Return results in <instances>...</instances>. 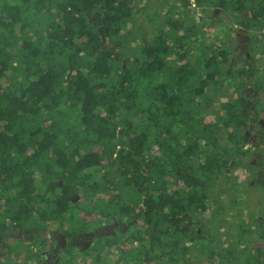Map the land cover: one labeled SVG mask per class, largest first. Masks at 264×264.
Segmentation results:
<instances>
[{"label":"trees","instance_id":"trees-1","mask_svg":"<svg viewBox=\"0 0 264 264\" xmlns=\"http://www.w3.org/2000/svg\"><path fill=\"white\" fill-rule=\"evenodd\" d=\"M263 31L264 0H0L4 257L19 229L136 219L134 263L210 264L217 202L224 223L222 197L245 185L235 170L264 163ZM247 182L264 197V180ZM251 213L246 232L263 239Z\"/></svg>","mask_w":264,"mask_h":264},{"label":"rangeland","instance_id":"rangeland-1","mask_svg":"<svg viewBox=\"0 0 264 264\" xmlns=\"http://www.w3.org/2000/svg\"><path fill=\"white\" fill-rule=\"evenodd\" d=\"M263 35H264V31H263ZM238 43L240 45L241 42H238ZM247 43L248 42L246 41L244 44L242 43L243 44L242 46L240 45L238 47L239 49L237 48L236 54L238 56L240 54L241 56L245 54L246 52L245 46L247 45ZM256 54L259 56H262V53L260 52H256ZM258 76H259V82L263 83L264 74L259 73ZM246 90H254V88L252 86H248L247 89H245V91ZM262 92H263V96L260 98V101L264 98V91ZM252 99H253V96H250V97H247L245 101L249 102ZM220 101H224L227 104H229L230 102L228 97L225 96L224 94L220 95ZM207 119H210V116H208L206 120ZM254 130H256L255 126L253 127V131L252 132L250 131V132L253 133ZM67 146L70 147L69 143H67ZM252 160H251L252 164H251L250 169L247 170L245 168H242V169L238 168L234 172L236 176H239L238 180L239 181L243 180L245 184L241 188L242 193L240 191H236L234 193V196H232L229 193L228 195H225L224 197H222V200L226 202V206H227L226 211H225L227 215V219L224 223H222L219 218L220 210L218 208L219 207L218 202L217 204L215 203L216 198L213 197V195H210L209 197V199L211 200V204L212 203L216 204V208H215L216 211L213 214H211L212 220L209 222V226H207L204 232L206 233V236H208V239H210L208 246H210L211 250L214 253L212 259L210 260L211 261L210 264H264V261H261V262L256 261L253 257L254 255L253 253L248 254V246H250L251 248L253 246L261 247L262 248L261 254L263 253L261 258L264 259V238L260 240L259 239L255 240L253 239V237H249L248 233L246 232L247 225L249 226V224H246V221L248 222L247 218L249 217L250 213L252 212L251 210L253 208L255 212L251 214L259 216V219H264V197L261 195L257 196L259 194V190H258L259 188H257L258 186L253 185L251 189L247 187V184L245 183V181H248L247 183L252 182L253 179H255V181H257V179L264 180V163L261 162V159L260 157L258 158V156H257V159L255 158ZM258 172H260V177L257 176ZM102 197H105V196H102ZM257 203H258V206H257ZM248 206L250 208H248ZM206 215H209V213L207 212ZM105 222L106 221L104 220L102 221V223H105ZM100 223L101 221L98 224L97 223L91 224V227L92 228L97 227L99 226ZM125 223H128V222L126 221ZM55 225H54V222L52 221L49 223V227L51 229L47 231L48 232L50 231L49 232L51 233L50 236L58 232L66 231V227H67L66 224L65 225L63 224V227L61 228V230L63 231H61L60 228ZM241 225L243 226V228L239 229ZM140 226H141L140 222L137 221L136 219H133L131 221V225L129 226V229L128 227L124 229L125 230V232L123 233L124 236L121 233H119L118 235H114V236L112 235L110 236V234H106L108 236H103L100 234L98 235L99 237H96L92 240L90 246L86 247L82 251H78L76 250L74 246L68 245L66 249L60 250L58 254L59 257H58L57 264H102L103 262L104 264H113L115 257L117 255V252H119L118 251L119 244L122 246L121 249L122 248L127 249V253L124 252L122 256L125 255V258L129 259L128 261L129 263L132 264L134 262H139L129 257L133 255L132 257L143 258L144 256L136 255L135 251L130 246V243L125 242L124 238L127 233L134 232L136 229L139 230ZM263 228H264V222L257 223V230L263 229ZM54 229L55 231H57L56 233L55 232L53 233ZM88 232H91V231H88ZM141 235H142L141 237H143L144 239L146 238V234H141ZM41 236L42 235L33 236L34 237L33 241L27 242L26 245L24 246L31 255V258L29 259L30 263L32 262V258H33V248L35 246L39 248L42 247L44 240L41 239ZM109 238H111L110 242L112 243H110L109 247H106L105 240ZM204 243L205 241L203 240L202 244ZM10 245H11V250L13 251H11L10 255L7 254L6 257H4V254L1 252V256H0L2 260L1 264H13V263L15 264L16 257L14 253L16 251V247L22 246V243H16L15 241H12ZM196 246L197 244H194V248H196ZM242 248H245L244 249L245 251L243 250L241 251L240 249ZM99 250L104 251V253L100 252ZM99 253H102V255H99ZM107 254L109 255L113 254L112 255L113 257L111 259L107 258L109 261L106 258H104L105 255ZM192 255H194V253H192ZM97 256H98V260H97ZM197 256H198L197 259H192V257H187V260L185 262L187 264H191L192 261H193V264H209L205 262V260L203 261V258L206 257L205 253L204 255L197 254ZM176 257H178V255H176ZM142 264H148V262L144 261L142 262ZM164 264H168L167 260ZM176 264H183V261L178 262Z\"/></svg>","mask_w":264,"mask_h":264},{"label":"flooded vegetation","instance_id":"flooded-vegetation-1","mask_svg":"<svg viewBox=\"0 0 264 264\" xmlns=\"http://www.w3.org/2000/svg\"><path fill=\"white\" fill-rule=\"evenodd\" d=\"M237 40L238 42H241L240 43L241 46L246 41H248L247 37H245L243 33L237 34ZM240 45L238 43L235 48H238ZM245 54L248 56L247 52H245ZM239 56H241V54ZM130 225L131 223H125L117 219H114L109 223L101 222L99 226L94 227L92 228V230H90L93 235H91V232L86 231L78 234L55 232L56 234L50 236L51 233H49L46 230L45 231L46 236L43 239L44 242L42 244V247L39 248L35 246L33 248V258L31 263L29 261L31 255L29 251L24 247L27 242H31L34 239L30 230L24 231L19 229L13 236H11V239H8V241L10 242L11 240H14L16 243H22V246L16 247V251L14 253L16 257L15 264H57L59 257L58 254L60 250L66 249L68 245L74 246L78 251H82L86 247L90 246L92 240L96 237H99L98 235H100L101 233L104 234L103 236H108L106 234H110V236L118 235L119 233L122 234L123 232H125L124 229H126L127 227L129 229ZM121 247L122 246L119 244L118 250ZM2 248L3 250L8 249L7 246H5L4 244V238L0 234V256H1ZM122 259H123L122 254L120 252H117L113 264H123ZM1 263L2 260L0 257V264Z\"/></svg>","mask_w":264,"mask_h":264},{"label":"water","instance_id":"water-1","mask_svg":"<svg viewBox=\"0 0 264 264\" xmlns=\"http://www.w3.org/2000/svg\"><path fill=\"white\" fill-rule=\"evenodd\" d=\"M244 36H245V37H247V35H246V34H244ZM91 235H93V234L91 233ZM101 235H102V233H101Z\"/></svg>","mask_w":264,"mask_h":264}]
</instances>
